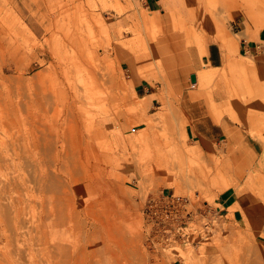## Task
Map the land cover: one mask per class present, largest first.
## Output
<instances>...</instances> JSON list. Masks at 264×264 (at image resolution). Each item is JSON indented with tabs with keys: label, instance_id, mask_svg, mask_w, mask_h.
Returning a JSON list of instances; mask_svg holds the SVG:
<instances>
[{
	"label": "rangeland",
	"instance_id": "374dc122",
	"mask_svg": "<svg viewBox=\"0 0 264 264\" xmlns=\"http://www.w3.org/2000/svg\"><path fill=\"white\" fill-rule=\"evenodd\" d=\"M237 1L164 13L134 0H0V264H264V229L245 214L161 246L142 211L166 184L200 205L229 185L264 194L257 76L199 72L235 142L213 143L211 158L185 133L180 102L210 29L198 14ZM242 129L258 145L238 149Z\"/></svg>",
	"mask_w": 264,
	"mask_h": 264
},
{
	"label": "crops",
	"instance_id": "0c3cea01",
	"mask_svg": "<svg viewBox=\"0 0 264 264\" xmlns=\"http://www.w3.org/2000/svg\"><path fill=\"white\" fill-rule=\"evenodd\" d=\"M202 1L205 0H134V4L137 8L148 12L162 11L165 13L168 10L178 12L182 10L181 8H198L206 5ZM251 7L249 0H238L237 4L232 3L226 15L198 14L204 17L198 21L209 22L210 29L205 36L206 41L202 54L193 64L190 72V76L193 73L196 75V81L192 83L191 90L185 91L180 102L184 103L182 108L186 115L185 133L193 144L207 150L210 158L213 155V143L227 142L230 148L235 142L233 137L231 141L229 140L230 135L226 130L227 123L225 122L224 126L222 122L214 118L212 101L207 99L198 88L199 72L221 73L224 71L227 75L230 74L231 79L240 82L243 80L244 71H248L252 78L257 76L255 83L264 88V7H258L256 11ZM223 21L226 25L219 29L218 24ZM260 98L264 100V92ZM235 134L243 144L237 147L238 149L244 146L251 148V144L256 145L260 142V139L243 129L236 130ZM172 192V185L166 184L161 189V193L172 194ZM254 194L253 191H248L239 195L236 188L229 185L218 193L216 208L221 211L222 217H227L232 213L245 214V217L264 229V194ZM256 196L258 198L255 200ZM177 262L176 260L175 264Z\"/></svg>",
	"mask_w": 264,
	"mask_h": 264
},
{
	"label": "built area",
	"instance_id": "2783aa9c",
	"mask_svg": "<svg viewBox=\"0 0 264 264\" xmlns=\"http://www.w3.org/2000/svg\"><path fill=\"white\" fill-rule=\"evenodd\" d=\"M196 203L189 194L159 193L147 197L142 211L153 241L170 246L185 237L191 227L200 231L216 227L221 211L208 201L203 205Z\"/></svg>",
	"mask_w": 264,
	"mask_h": 264
},
{
	"label": "water",
	"instance_id": "95a60500",
	"mask_svg": "<svg viewBox=\"0 0 264 264\" xmlns=\"http://www.w3.org/2000/svg\"><path fill=\"white\" fill-rule=\"evenodd\" d=\"M191 80L193 81V82H195L196 81V75L193 73V74H191Z\"/></svg>",
	"mask_w": 264,
	"mask_h": 264
}]
</instances>
